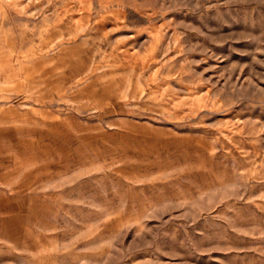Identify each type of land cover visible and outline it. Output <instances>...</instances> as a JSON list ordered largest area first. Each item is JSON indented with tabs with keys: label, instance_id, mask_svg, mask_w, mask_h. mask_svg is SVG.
<instances>
[{
	"label": "rangeland",
	"instance_id": "374dc122",
	"mask_svg": "<svg viewBox=\"0 0 264 264\" xmlns=\"http://www.w3.org/2000/svg\"><path fill=\"white\" fill-rule=\"evenodd\" d=\"M0 264H264V0H0Z\"/></svg>",
	"mask_w": 264,
	"mask_h": 264
}]
</instances>
